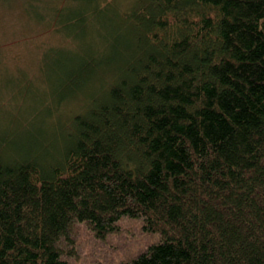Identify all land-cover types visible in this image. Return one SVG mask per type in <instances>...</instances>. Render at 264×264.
Masks as SVG:
<instances>
[{
    "label": "trees",
    "instance_id": "16d2710c",
    "mask_svg": "<svg viewBox=\"0 0 264 264\" xmlns=\"http://www.w3.org/2000/svg\"><path fill=\"white\" fill-rule=\"evenodd\" d=\"M117 2L47 1L74 43L0 112V264L124 217L160 240L120 264H264V0Z\"/></svg>",
    "mask_w": 264,
    "mask_h": 264
},
{
    "label": "rangeland",
    "instance_id": "374dc122",
    "mask_svg": "<svg viewBox=\"0 0 264 264\" xmlns=\"http://www.w3.org/2000/svg\"><path fill=\"white\" fill-rule=\"evenodd\" d=\"M47 1L0 0V112L16 114L14 103L17 98L20 103L23 94L16 95L15 82L39 90L47 86L41 66L51 49L73 46L71 37L55 29L48 15L52 3ZM117 1L119 9H126L132 0ZM71 107H66L67 111ZM51 113V119H57V114ZM70 237L72 244L64 243L68 264H120L134 259L160 240L157 233L143 229L141 219L130 217L122 218L118 230L104 239L97 238L84 223H76Z\"/></svg>",
    "mask_w": 264,
    "mask_h": 264
}]
</instances>
